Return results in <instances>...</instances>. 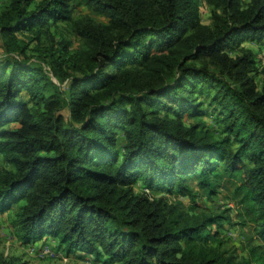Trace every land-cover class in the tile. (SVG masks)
Masks as SVG:
<instances>
[{"label":"trees","instance_id":"obj_1","mask_svg":"<svg viewBox=\"0 0 264 264\" xmlns=\"http://www.w3.org/2000/svg\"><path fill=\"white\" fill-rule=\"evenodd\" d=\"M34 1L0 11L14 56L0 59V154L11 166L0 170V214L14 205L22 243L52 239L105 264H264V66L251 51L227 53L264 43V0H80L109 19L74 23L83 57L42 29L70 20L67 0ZM201 3L220 11L211 27ZM18 33L47 45L28 55ZM205 106L216 137L183 120ZM224 178L238 183L254 231L239 260L209 244L226 217L193 212L189 181L209 196ZM138 181L147 191H133Z\"/></svg>","mask_w":264,"mask_h":264},{"label":"rangeland","instance_id":"obj_2","mask_svg":"<svg viewBox=\"0 0 264 264\" xmlns=\"http://www.w3.org/2000/svg\"><path fill=\"white\" fill-rule=\"evenodd\" d=\"M39 0H35L37 2ZM9 0H0V11L6 7ZM243 5L249 2V0H242ZM67 9L70 11L69 21H58L55 25H48L43 27V30L49 32L61 33L68 41L70 54H78L85 56V44L81 36L72 30L74 23L79 22L82 29L92 24H109V19L99 9L84 4L80 0H67ZM200 21L203 25L212 26L214 22L219 21L215 18V14L219 15L220 11L216 10L212 6L201 3L199 7ZM51 22V21H49ZM43 34L40 41L31 40V33H18V40L29 43L27 54L33 56L35 49L41 46H46V40ZM5 38L0 35V59L6 57H14L11 53L8 54L7 49L4 46ZM263 41H257L255 39H245L239 43V45L229 48L227 53L231 57H235L244 52V50L254 53L256 66L261 69L264 66V43ZM17 42H15L16 44ZM11 40L9 42L10 48L15 45ZM31 62H36L35 59H31ZM200 62V61H199ZM205 62H208L205 60ZM215 65L211 64L213 68ZM141 69V67H139ZM45 70L51 75V72L47 66ZM261 76H256L255 81L260 87ZM55 80V79H54ZM199 100H203L202 96H198ZM204 110V109H203ZM185 124H194L201 120V130L207 131L215 137L221 134L222 126L218 121L219 118L215 112L210 111L205 106V110L202 115L197 117H183ZM118 138H120L121 132H117ZM3 168H11V166L0 155V170ZM189 184L198 193L195 200L196 207L193 210L196 214L204 215H223L226 219L220 221V228L212 225L209 227L211 232L218 229V234L215 236V242H210V246L217 249L218 252H222L225 256H231L235 260H239L243 257H248L249 242L254 238V231L252 225L247 221L245 217L244 205L240 202L241 195L236 190L234 179H222L216 188V192L206 196L204 192L199 189L194 180L189 181ZM131 187L135 193L144 191L141 182H135L131 184ZM146 191V190H145ZM149 197L157 198L163 196L169 202L174 201V197L177 200H181L184 207H188L191 203L187 197H178L174 195L162 194L157 192H149ZM174 196V197H173ZM186 209V208H185ZM13 209L0 214V257L5 260H13L14 264H105L103 262L96 261L92 256L85 253H67L63 246L58 245V242L51 239L32 241L29 243H22L18 234L15 231L13 225ZM52 253V254H51Z\"/></svg>","mask_w":264,"mask_h":264},{"label":"built area","instance_id":"obj_3","mask_svg":"<svg viewBox=\"0 0 264 264\" xmlns=\"http://www.w3.org/2000/svg\"><path fill=\"white\" fill-rule=\"evenodd\" d=\"M147 191V190H146ZM52 254V253H51Z\"/></svg>","mask_w":264,"mask_h":264},{"label":"crops","instance_id":"obj_4","mask_svg":"<svg viewBox=\"0 0 264 264\" xmlns=\"http://www.w3.org/2000/svg\"><path fill=\"white\" fill-rule=\"evenodd\" d=\"M1 155V154H0ZM52 240V239H51Z\"/></svg>","mask_w":264,"mask_h":264}]
</instances>
